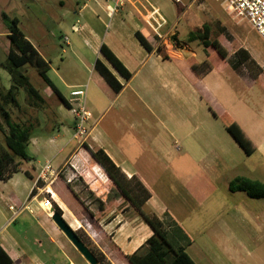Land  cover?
Returning <instances> with one entry per match:
<instances>
[{"label": "rangeland", "instance_id": "374dc122", "mask_svg": "<svg viewBox=\"0 0 264 264\" xmlns=\"http://www.w3.org/2000/svg\"><path fill=\"white\" fill-rule=\"evenodd\" d=\"M60 1H63V4ZM78 1L80 6L83 5L84 0H38L39 9L31 6V9L21 16L30 22L31 27L33 24L37 28L38 20L46 25L47 40L45 41L49 43V51L54 58V60L47 58L48 63L52 61L51 64L49 63L48 76L65 95L69 93L70 88L64 86L63 79L84 83L85 78L90 79L92 74V70L80 66L74 72L68 69H64L63 72L58 70L61 59L67 56L62 51V45L63 48H68L61 42L66 35L70 38L73 34L70 21L78 18L80 26L85 24L84 19L75 14H71L72 18L68 15L66 20H59V18L65 11L74 8L77 11ZM181 2L184 5L174 0H158L157 5L162 7L167 17L165 11L178 12L182 18L179 21L180 28L185 27V18H188L189 14L193 20L192 26L210 23L214 37H218L227 46L237 42L241 47L246 48L259 64L260 69L251 62L236 68L237 59L233 55V84L228 80L231 78L229 73L223 72L224 74L220 76L226 81V89H233L234 116L253 141H264V41L247 20L235 18L224 9L220 0H181ZM43 13H45L44 16H42ZM109 21L108 19L106 25ZM224 24L226 28L223 27ZM76 26L80 27L79 24ZM86 39L88 43L83 40L80 43L88 47L93 41H90L91 38L88 35ZM177 40L176 44L181 46L184 44L179 38ZM191 46L198 55L205 54L201 42L195 41L191 43ZM2 50L0 46V61L6 59ZM24 71L45 100L37 107L29 106L26 101L27 94L21 89L19 99L22 108L14 109L13 117L16 120L22 118L29 120L35 126L29 146V152L32 155L37 153L33 158L34 164L37 165L39 162L43 164L53 159V168H57L53 170L49 164L47 165L45 170L47 180L42 181L40 186L55 193L54 210H60L64 218L69 215L71 224L65 218L66 221L73 225L71 227L87 247L96 257H101L100 255L103 254L106 260L104 263L110 264L107 258H113L111 239L102 231L96 218L105 227H108L106 223L112 216L117 214L128 221L134 219L146 221L139 213L140 211L114 187L107 172L95 161L90 150L97 148L93 144L89 146L91 144L89 137L85 140L74 138V122L70 108L61 103L36 68L27 65ZM0 72L4 75L0 79V87L8 89L12 84L10 75L3 68ZM255 73L258 75L257 80L253 77ZM88 81L86 80V83ZM130 93L128 89L126 94ZM220 98L224 100L223 93L220 94ZM154 99L156 106L153 105ZM154 99L150 100L148 96L143 95L141 102L131 95L130 110L124 106L122 97H112L94 110L92 106L95 105V100L91 95L86 96L87 107L93 112L95 121H98L96 133L103 134L104 130L107 143H113L128 162L135 163L136 168L147 175L146 181L150 185V191L156 195L158 201L163 200L168 206L169 211L164 212L177 218L191 235L193 243L187 247V252L195 262L198 264H264V198H251L238 189L231 190V186H238L237 176L253 177L264 182V173L261 177L260 169L254 172L249 170L245 165L244 159L247 156L244 150L228 133L222 121L213 116L208 108L200 113L196 121L190 120L189 131L192 133L189 138L186 140V134L180 132L177 142H174L168 132L165 109L173 108L174 103L178 101L162 92H156ZM37 139L41 140L40 145L43 146L39 151L35 150L37 145H33ZM196 140L200 147L197 151L201 156L203 154L212 156L211 153L215 154L218 150L228 159L227 166L215 167L209 155L206 159L207 165L204 163L180 164L190 156L186 153L185 147H190ZM177 148H180V151ZM190 153L196 155L195 150H190ZM178 154H181L180 157L174 160ZM258 157L264 159L260 153ZM62 160H64L63 163L59 165ZM236 161H241L242 164L235 166ZM254 163L258 165L256 161ZM178 168L179 175L175 176ZM202 172L210 176L212 180L210 184L213 187L205 195L193 193L189 189V185L194 183L195 175ZM191 178H194L193 181ZM55 188L67 193L71 208H68L61 199L57 200ZM71 193H73L72 196ZM46 196L44 192L42 197ZM88 201L99 205L91 203L96 213L89 209ZM101 206L105 210L102 211ZM69 209L73 215H70ZM142 209L151 213L145 208V204ZM112 222L117 224L122 222V219L117 216L112 219ZM79 264H88V262L80 260Z\"/></svg>", "mask_w": 264, "mask_h": 264}, {"label": "crops", "instance_id": "0c3cea01", "mask_svg": "<svg viewBox=\"0 0 264 264\" xmlns=\"http://www.w3.org/2000/svg\"><path fill=\"white\" fill-rule=\"evenodd\" d=\"M37 2L38 0H0V46L5 53L6 59L13 46L9 38V29L3 19V13H6L10 18H18L22 32L38 50L40 55L46 61L47 58L54 60L51 51H49V43L45 41L47 40L45 38L46 25L38 20L36 23L37 28H35L32 23L33 27H31L29 25L30 22L21 17L27 10L29 11L31 9V6L39 9V4ZM60 2L63 4V1ZM157 2L158 0H125L123 6L112 17L109 16L105 0H84L81 6L78 1L76 7L79 6V9L77 11L75 8L70 11H65L60 16L59 20H66L68 15L75 14V16L82 17L85 24L80 26V21L77 17L76 20L70 21V24L72 23L71 31L73 34L70 38L66 35L61 42V44L64 43L68 48L65 49L62 45V51L67 56L61 59L58 70L63 72L64 69H68L70 72H74L76 69H79L80 66L92 70V74L90 79L85 78L84 83L77 81L71 82L63 79L64 86L70 88L67 95H65L56 84L55 85L68 101L74 98L71 95L73 90L86 88V96L91 95L96 102L95 105L92 106L94 110L112 97H122L124 106L131 110V95H134L138 98V101H141L143 95L148 96L151 100L155 98L156 92H162L178 101L174 103L173 108L169 110L165 109V115L168 118V132H170V136L174 139V142H177L180 132L186 134L187 140L190 133H192V131H189L190 120L196 121L200 113H203V111L208 108V111L211 110L213 116L218 120L222 121V119L228 118L231 123L235 122L240 127L243 134L251 141L254 150L250 155L244 152L247 156V158L244 159L246 161L245 165L251 172L260 169V176L262 177L264 173V159H259L260 157H258V154L260 153L262 158H264V141H253L244 130L241 123H239L240 121L234 116L233 89H226V81L220 76L221 74L229 73L231 78L228 80L233 84V55L235 54L232 43H230V46H227V44L220 40L221 44L228 51L229 59L227 60H223L214 55L215 52L213 49H208L207 51L203 48L205 54L201 56L198 55L191 46L193 42H188V34L190 31L201 27L204 23L192 26L191 23L193 20H191L192 18L189 14L188 18H185V27L180 28L179 21H181L182 18L179 13H174L173 10L165 11L168 15L167 17L163 13L162 7L157 5ZM176 2L183 4V2ZM152 8H158L161 15L166 19V23L159 29L160 34L167 36L165 41H163L158 36L157 31H155L156 24L154 22L150 24L151 20L149 17ZM44 15L45 13H43L42 16ZM72 15L70 18H72ZM108 19L110 21L106 25ZM76 24H79L80 27L77 28ZM58 26L61 28V24ZM223 27L226 28L225 24ZM137 32H140L144 36L150 44L151 49H147L140 42L136 36ZM86 35L91 38L90 41H93L88 47H86L84 43H80L81 40L88 43ZM174 38H176V40L179 38L184 44L182 46L178 44L175 46L169 45V40L176 41ZM165 42L167 43L165 44ZM103 43L112 50L125 68L131 73L130 79H126L120 75L101 53V46ZM44 50L47 51L44 52ZM210 56H216L212 61L211 69L202 70L200 73L201 69L194 68V65H200ZM6 59L0 61V69L3 68L6 70L2 65ZM98 59L118 80L121 86L119 91H115L96 69L95 65ZM51 62L52 61H49L50 64ZM2 76L4 75L0 72V79ZM86 80L89 81L86 83ZM84 85L86 86L84 87ZM128 89H130V94H126ZM220 92L223 93L224 100L221 98L219 99ZM86 96V109L90 113L87 122L89 140L91 141L89 146L91 147L93 144L97 149H104L115 164L122 169L127 178L131 179L136 177L141 181L151 193L150 199L145 203V208L151 213H155L161 217L165 213L164 211H169L168 206L163 200L158 201L156 195L150 191V185L148 181H146L147 175L136 168L135 163L132 164L128 162L118 147H115L113 143H107L108 140L104 135V130L102 131L103 134L96 133L98 121H95L93 112L87 107ZM152 101L153 105L156 106V100L154 99ZM223 126L225 127L224 124ZM247 131L251 132L252 130ZM33 143V145H37V147L35 146L36 151H39L43 147L40 145L41 140L39 139H37V142ZM198 148L200 147L197 145V140L193 142L190 147H185L186 153L188 155L190 154V156L189 159L182 161L180 164L191 165L193 163H204L207 165L206 159L209 154H203V156H201L197 151ZM177 149L180 151V148ZM190 150H195L196 155L194 156L193 153H190ZM36 154L37 153H34L32 155L33 158H35ZM211 154L212 156H209L215 167L218 166V168H220V166H227L228 159L224 153L217 150L215 154L213 152ZM180 155L181 154H178V157L174 158V160L178 159ZM33 160L34 159H32V161L23 162L20 165V170L14 173L9 179H0V247L9 255L13 264H67L68 262L79 264L80 260L87 263L86 260H83V256L77 251L70 240L58 228L52 217L40 207L41 198L31 202L33 212L24 210L13 218L14 212L9 206L11 204L19 206L26 201L42 164V162H39L35 165ZM49 160L54 161L53 159ZM64 160H62L59 165H61ZM254 161H256L258 165H256ZM238 164H242V162L236 161L235 166ZM179 170L178 168L175 176L179 175ZM219 171H221V169ZM243 178L256 179L253 177L237 176V183ZM193 179L194 178H191L192 181ZM256 180L264 183L260 179ZM211 181L210 176H207L206 172H202L201 174L195 175L194 183L189 185V189L193 193L197 192L198 194L205 195L213 188L210 184ZM234 187H236V185ZM63 191L64 190L56 189L57 200L61 199L68 208H71L68 202V195ZM245 193L247 194V192ZM91 203L95 204L94 202L88 201L87 204L89 205V209L96 213ZM95 205L99 206L97 204ZM103 210H105L104 207ZM70 215L73 214L70 212ZM117 216L122 219V222L114 224L112 219ZM65 218L71 224L69 215ZM72 218L73 217H71V219ZM175 219L177 220V218ZM74 220H76V218ZM96 220L102 227V231L111 239L110 242L113 247L111 253L113 254V258H107L110 264H131L127 256L132 255L141 248L148 238L153 235V230L150 226L141 220L135 221L134 219L133 221H128L122 215L117 214L112 216L109 222L106 223L108 227L103 226L99 219L96 218ZM104 254L107 255L106 253Z\"/></svg>", "mask_w": 264, "mask_h": 264}, {"label": "trees", "instance_id": "16d2710c", "mask_svg": "<svg viewBox=\"0 0 264 264\" xmlns=\"http://www.w3.org/2000/svg\"><path fill=\"white\" fill-rule=\"evenodd\" d=\"M3 19L9 29V38L13 46L6 61L2 64L10 74L12 84L8 89L0 87V179L7 180L20 170V165L23 162L33 159L32 154L29 152V146L33 138L32 130L35 126L29 120H23V118L16 120L13 117V110H21L22 108L19 99L20 91L22 89L27 94L26 101L29 106L37 107L45 100L40 90L31 82L29 75L25 73L24 68L27 65L36 68L41 78L51 87L61 103L70 108V102L48 76L49 63L25 37L20 28L19 19L10 18L6 13H3ZM136 36L147 49H151L150 44L140 32H137ZM174 39L176 40V38ZM194 41L201 42L207 51L213 49L214 55L217 57L223 60L229 59L228 51L221 44L220 39L213 36V28L210 23H204L201 27L189 32L188 42ZM232 48L237 59L236 68L251 62L257 69H260L248 50L241 47L237 42L232 43ZM101 53L120 75L126 79L131 78V73L104 43L101 46ZM214 57H208L200 65H194V68L201 69L199 67L203 66L206 68L201 70L211 69ZM95 66L115 91L121 89L114 74L99 59L96 61ZM253 77L257 80V73L253 74ZM222 122L244 152L247 155L252 154L254 150L252 143L243 134L240 127L235 122L231 123L228 118L222 119ZM90 152L95 161L107 172L114 187L140 211L141 216L153 230V235L148 238L146 243L132 255L127 256L129 262L131 264H197L187 252V247L193 243V239L183 225L168 212L160 217L155 213H147L142 209V206L151 197V193L143 183L136 177L127 178L122 169L115 164L104 149H92ZM240 180L238 186H233L231 189L245 191L253 198H264V183L250 178ZM73 193H71V196ZM100 209L103 211L102 206ZM100 256L97 257L99 262L105 264V256L103 254ZM0 264H13L12 259L2 247H0Z\"/></svg>", "mask_w": 264, "mask_h": 264}, {"label": "built area", "instance_id": "2783aa9c", "mask_svg": "<svg viewBox=\"0 0 264 264\" xmlns=\"http://www.w3.org/2000/svg\"><path fill=\"white\" fill-rule=\"evenodd\" d=\"M125 0H105L107 3V10L109 16L112 17L118 10L123 6ZM181 2V0H176ZM224 9H226L235 18H241L247 20L254 31L262 38L264 41V0H220ZM151 20L150 24L154 22L156 24L155 31H157L158 36L165 41L167 36L159 33V29L166 23V19L161 15L158 8H152L150 12ZM152 26V25H151ZM167 42H165L166 44ZM169 45L175 46L176 42L174 40H169ZM73 99L70 102V111L74 119V138L85 140L89 137V128L87 126L88 119L90 117L89 111L86 109L85 88H78L71 92ZM83 145V144H82ZM53 168L52 160L45 161L39 168L36 181L31 189L29 197L24 203L19 206L11 204L9 208L14 212V217L24 210H29L33 212L31 202L33 200H40V207L47 212L48 215L52 216L54 212V192L47 190L45 187H41L40 183L46 181L45 170L47 165ZM45 166V167H44ZM42 167V168H41ZM44 167V168H43ZM57 169V168H56ZM53 168V170H56ZM46 193V197H42L43 193ZM67 264H74L73 262H68Z\"/></svg>", "mask_w": 264, "mask_h": 264}, {"label": "water", "instance_id": "95a60500", "mask_svg": "<svg viewBox=\"0 0 264 264\" xmlns=\"http://www.w3.org/2000/svg\"><path fill=\"white\" fill-rule=\"evenodd\" d=\"M52 219L58 228L65 234V236L74 245L77 251L83 256V258L89 264H101L94 253L87 247V245L80 238L78 233L71 227V225L63 217L62 213L58 210H54Z\"/></svg>", "mask_w": 264, "mask_h": 264}, {"label": "flooded vegetation", "instance_id": "af4514ba", "mask_svg": "<svg viewBox=\"0 0 264 264\" xmlns=\"http://www.w3.org/2000/svg\"><path fill=\"white\" fill-rule=\"evenodd\" d=\"M241 180H239V182H240Z\"/></svg>", "mask_w": 264, "mask_h": 264}]
</instances>
